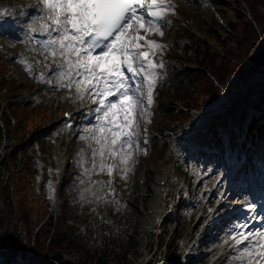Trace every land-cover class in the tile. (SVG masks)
<instances>
[{
  "label": "rangeland",
  "instance_id": "obj_1",
  "mask_svg": "<svg viewBox=\"0 0 264 264\" xmlns=\"http://www.w3.org/2000/svg\"><path fill=\"white\" fill-rule=\"evenodd\" d=\"M175 11L176 15L167 18L171 23L164 36H157L169 44L156 57L164 67L157 69L154 103L141 102L139 148L134 152L131 171L125 174L118 168L112 177L106 173L97 175L98 168L93 171L89 147L92 142L81 139L85 135L79 132L75 137L61 136L56 140L46 136H55L63 109L78 111L81 101L76 93L57 98L55 92L44 88L45 82L36 85L38 80L26 74L18 62L4 58L5 53L12 55L17 41L0 35V42L6 46L0 49V70L5 74L0 82V146H13L22 154L21 148L42 140V146L33 153L39 179H48L51 208L60 215L65 207L68 221L75 227L76 247L63 254L68 262L87 260L86 249L95 248L104 251L109 264L240 262L219 252L233 236L231 227L240 221L247 209L244 206L250 204L245 202L249 183L264 168V124L260 129L263 138L250 146L243 135L246 109L237 106V97L236 104L221 115L229 123L223 128L226 140L214 132L210 121L198 127L201 133L186 138L179 112L198 113L212 119L213 124V110L219 103L217 97L206 102V77L196 78L198 65L184 58L190 32L205 35L202 27L208 23L213 34L207 41L221 52L222 45L215 35L225 37L230 21L241 12L250 16L251 12L244 0H189L183 9L177 2ZM0 13L7 16L6 11ZM40 86L43 87L37 94ZM224 87L231 89L229 85ZM7 96L12 100H4ZM21 103L28 110L26 114L42 107L46 115L35 114L39 116L30 118L26 126L17 125L19 134L36 129L25 144H17V132L10 134L8 129L15 121L10 107ZM234 132L236 137L232 138ZM142 174L143 184L139 182ZM164 176L169 178L168 184L162 185L165 190L160 187ZM97 212L104 215L103 222L98 221Z\"/></svg>",
  "mask_w": 264,
  "mask_h": 264
},
{
  "label": "snow or ice",
  "instance_id": "obj_2",
  "mask_svg": "<svg viewBox=\"0 0 264 264\" xmlns=\"http://www.w3.org/2000/svg\"><path fill=\"white\" fill-rule=\"evenodd\" d=\"M36 11L29 39H45L32 48L43 57L35 63L54 73L59 88L96 105V124L81 137L92 142L93 171L126 174L139 148L141 102L154 103L157 69L164 67L156 57L166 46L152 37H163L168 16L176 15L173 0H37ZM20 63L33 73L31 64ZM39 80L53 83L43 72ZM232 239L252 245L243 264H264V230Z\"/></svg>",
  "mask_w": 264,
  "mask_h": 264
},
{
  "label": "trees",
  "instance_id": "obj_3",
  "mask_svg": "<svg viewBox=\"0 0 264 264\" xmlns=\"http://www.w3.org/2000/svg\"><path fill=\"white\" fill-rule=\"evenodd\" d=\"M251 16L241 12L228 23L227 35H215L222 45L216 51L206 37L198 32H190L189 42L184 48V58L199 67L195 77H206V102L217 97L219 103L213 113L219 115L235 105L246 109L245 139L254 143L255 134L264 124V0H244ZM203 32L212 36L211 26L203 24ZM2 64H0L1 68ZM209 73V74H207ZM216 82L218 84H216ZM229 85L227 90L221 86ZM207 105V104H206ZM21 126L36 115L26 114V109L13 106ZM180 120L191 126L203 122L198 116L187 111L179 112ZM229 125L226 118H217L214 132L224 140ZM24 128H22L23 130ZM23 135V131H21ZM191 129L187 137L196 135ZM236 133H233V138ZM234 143V140H233ZM5 156V158H4ZM35 164L29 154L19 158L17 152L9 155L0 153V264H72L64 259V253L76 247L67 216L54 220L45 197L39 196L34 177ZM9 183L14 185V200L9 196ZM12 236L14 257L10 261L5 256L2 230ZM34 241L33 250L31 242ZM87 260L76 264H108L103 255L86 250Z\"/></svg>",
  "mask_w": 264,
  "mask_h": 264
},
{
  "label": "bare ground",
  "instance_id": "obj_4",
  "mask_svg": "<svg viewBox=\"0 0 264 264\" xmlns=\"http://www.w3.org/2000/svg\"><path fill=\"white\" fill-rule=\"evenodd\" d=\"M188 1L189 0H173V3L175 5L176 2H180L182 5V9H183V7H187ZM14 2H17L18 6L16 3V7H15ZM36 3H37V0H0V10H3V12L6 11L9 14V16H7V17H4L2 14H0V23H3L2 30H7V33H13V31L15 30V33L13 34L14 38L16 40L19 39V41L17 42L16 47H15V49H16L15 54L17 52L21 51L23 53L22 57L24 59H26L28 61V63L34 64L36 68L42 69L43 73L47 79H49V78L55 79L53 72L48 71V69L45 68L43 66V64H36L35 63V61L38 58H40L41 56L36 55V53H34L32 51V48L34 46L31 44L30 45L28 44L27 38L24 35L25 31L30 30V28L32 26H34V24H35V21H34V14L35 13L32 12L31 8L33 7V9H35ZM9 8L13 9V13L8 12L7 9H9ZM152 39L157 40L158 43L165 45V46H167L169 44V41L162 42L157 36H153ZM19 64H20V66H22L20 61H19ZM34 77L36 79H38V76L34 75ZM38 85H40L39 82H38ZM37 90H38V88H37ZM145 91H146V88H145ZM261 172L264 174V170H262ZM248 190L249 191L252 190L253 191V197L258 196V199L254 200L253 197L247 198V200L245 202L250 203V204L248 206L245 205L244 207L248 208V210L246 213H244L240 217L239 224H233L232 225L231 232L233 233V236L237 235V233L239 231L256 232V231L264 229V222H262V220H261L262 215H260L258 212L259 216L258 215L256 216V208L259 205V201L263 200V198H264V188H260L258 183L256 181H254V182L249 183ZM249 215H252V216L250 218H248ZM254 217H256V218L258 217L256 224H252V218H254ZM241 226H243V228H241ZM232 237L231 238L229 237L230 239H228L225 242V244H223V246L220 248L219 254H223L226 257H232V258L234 257L235 260L240 261L239 264H243V262L245 260V257L243 254H244L246 248H251L252 245L250 243L246 244V245H238L232 239ZM229 264H237V263L231 262Z\"/></svg>",
  "mask_w": 264,
  "mask_h": 264
}]
</instances>
